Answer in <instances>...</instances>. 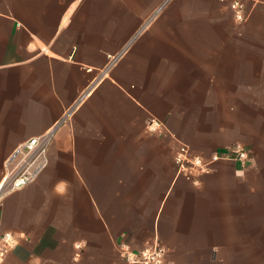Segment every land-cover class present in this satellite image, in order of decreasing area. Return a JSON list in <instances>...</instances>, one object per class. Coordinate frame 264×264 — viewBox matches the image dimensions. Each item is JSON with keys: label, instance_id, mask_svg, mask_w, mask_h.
I'll use <instances>...</instances> for the list:
<instances>
[{"label": "crops", "instance_id": "crops-1", "mask_svg": "<svg viewBox=\"0 0 264 264\" xmlns=\"http://www.w3.org/2000/svg\"><path fill=\"white\" fill-rule=\"evenodd\" d=\"M246 6L0 0V264H122L120 244L155 241L166 264L243 256L264 233V0ZM53 127L47 166L9 189L11 153ZM235 143L247 165L178 174L181 144Z\"/></svg>", "mask_w": 264, "mask_h": 264}, {"label": "built area", "instance_id": "built-area-1", "mask_svg": "<svg viewBox=\"0 0 264 264\" xmlns=\"http://www.w3.org/2000/svg\"><path fill=\"white\" fill-rule=\"evenodd\" d=\"M226 3L235 21H245L249 16L246 0H216ZM62 121H65L63 118ZM151 131L161 128L160 122L151 117L147 122ZM55 127L45 133L31 137L20 144L11 153L5 163L4 180L9 189L26 185L36 179L47 166V148L54 136ZM251 158V151L240 143L230 145L223 150H215L208 156L193 153L190 148L181 144L174 155L177 172L193 184L198 183V176L207 172L218 160H233L245 166ZM16 241L12 233L5 232L1 236L0 253L10 248ZM166 248L158 241L140 249H132L126 244L119 245V256L122 264H164Z\"/></svg>", "mask_w": 264, "mask_h": 264}, {"label": "rangeland", "instance_id": "rangeland-1", "mask_svg": "<svg viewBox=\"0 0 264 264\" xmlns=\"http://www.w3.org/2000/svg\"><path fill=\"white\" fill-rule=\"evenodd\" d=\"M260 231H262V228L258 227V233L251 235L253 241L242 242V257L229 259L212 258L210 264H264V233ZM164 264H166V259Z\"/></svg>", "mask_w": 264, "mask_h": 264}]
</instances>
